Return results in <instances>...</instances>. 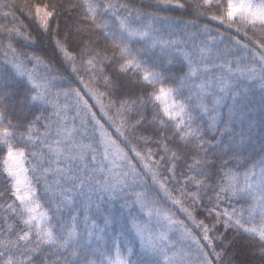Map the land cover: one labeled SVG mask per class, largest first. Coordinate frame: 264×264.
Returning a JSON list of instances; mask_svg holds the SVG:
<instances>
[{"label": "snow or ice", "instance_id": "6c2138e0", "mask_svg": "<svg viewBox=\"0 0 264 264\" xmlns=\"http://www.w3.org/2000/svg\"><path fill=\"white\" fill-rule=\"evenodd\" d=\"M135 3L0 2V264H224L242 234L264 264V0ZM189 8L215 35L164 14ZM189 27L208 40L177 38ZM41 36L52 58L38 54ZM132 81L149 87L135 97ZM241 157L242 179L230 167Z\"/></svg>", "mask_w": 264, "mask_h": 264}, {"label": "trees", "instance_id": "16d2710c", "mask_svg": "<svg viewBox=\"0 0 264 264\" xmlns=\"http://www.w3.org/2000/svg\"><path fill=\"white\" fill-rule=\"evenodd\" d=\"M0 2H2V0H0ZM134 7L136 6H139V0H136V3L133 4ZM148 10H151V9H148ZM166 15H171L173 16L174 18H179V19H182L184 21H195V23L202 27L203 25L205 24H208V26L213 29V35H215L216 31H217V23L216 22H213V21H209L207 18H201L199 20H196L195 19V14L192 13V9H175L173 10L172 12H169V13H164ZM10 19V18H9ZM3 18H0V23H3ZM25 23L29 24V26L31 27L32 31H33V34L34 35H37L38 32H37V26H35L31 21L27 20L25 18ZM220 31H223V28L220 27L219 28ZM193 35H196V43L199 44L201 41H207L208 40V37L206 35H203V34H197V30L196 29H193L191 27H189L187 29V31H181L178 33V36L177 38H179V36H184L185 39L188 40V44L189 46H191L192 44V36ZM53 45L49 42L48 38L47 37H43L41 36L40 37V41L39 43L36 45V48L40 49V51L38 52V54L44 56L45 58H52L53 56ZM101 47H103V44L101 45ZM225 45L224 44H220L219 45V48L222 50L224 49ZM109 52H111V49L109 48ZM215 53H216V49L213 48L212 50V59H213V62L216 63V64H219L221 63L220 60L216 59L215 58ZM241 55H243V53H241ZM4 59H5V56H4V50L2 48H0V68H4V67H9V65H6L4 64ZM8 59H11V53H9V56H8ZM226 59H230V60H234L233 57H226ZM165 63H167L165 61ZM27 67L29 69L32 68V65L29 64L27 65ZM186 70V69H185ZM40 72L42 73L43 72V69H40ZM173 72H175V74H180L179 73V68L178 66H173ZM211 75L213 73H210ZM214 74H219V69H216L214 70ZM16 80L18 82H20L21 84L25 83L26 80H27V77H19L17 76L16 77ZM128 91L129 93L133 94V96L135 97H138L141 95L142 93V89L144 88H147L149 86L147 85H142V84H136L134 81L132 82H129L128 85ZM259 93H260V90L258 89V87L256 88L255 90V102L258 103L259 102ZM87 98V97H86ZM91 102V100H90ZM97 111V109H96ZM158 111V109H152L151 106H149V110L147 112V116H148V119L151 120L152 119V116L154 114V112ZM226 112V109L223 110ZM202 118L201 119H198L197 120V123L199 124H202L203 126H207L208 122H209V116L211 115V112L207 115H204V114H199ZM15 123V119L13 121ZM221 128L224 127L223 124L220 125ZM242 127H246V123L242 124L241 122L237 121V123L235 124L234 126V131L235 132H239L241 130ZM42 130V129H41ZM254 143L258 149L259 147V143H260V133H259V129L257 128V131L254 135ZM174 147V145L172 146ZM191 146L189 145V148ZM153 149L155 151V146L153 145ZM249 153L246 151L245 152V155H248ZM3 156V152L0 151V158H2ZM259 155H256L255 156V159H259ZM30 167V165H28ZM251 166V162L248 164V165H244L243 164V157L240 158V162L237 163L235 166L233 165H230V167L233 168V171H238L239 172V175H240V178L242 179L243 177V173L245 171V169L247 167H250ZM185 171V162L183 159H181L179 162H178V167H177V175L179 176L181 172H184ZM215 179H219V177L215 178ZM150 183V182H149ZM6 187H10L9 186V183H8V178L6 177V175L4 174L3 172V166H2V163H0V191H3ZM44 186L43 184L40 185V197H41V202L44 204L45 208H52L54 210L55 206L50 204L49 202V198L46 197L44 195ZM154 195V194H153ZM213 193L211 191L208 192V196H212ZM8 199L9 201L13 200L14 198L13 197H10V195L8 196ZM205 201H207V196L205 197ZM0 203H3L2 200H0ZM120 205L119 204H116V208L119 209ZM173 211L175 212V215L176 217L178 218H181V219H185L183 216L179 215L178 213V210L177 208H174ZM51 214V213H50ZM2 216H3V210L0 209V223H2ZM62 218L59 216V215H56L53 220H52V225L53 226H57L58 227V223L59 221L61 220ZM142 222H143V218H142ZM101 225H102V221L100 222ZM107 238V237H106ZM228 238L231 240L233 239V232H229L228 233ZM249 237H247L246 235H241L240 237L236 238L235 240V246L233 247V249H230L229 250V255L227 257L224 258V264H228V261L231 260V264H241V262H247V264H258V260H253L252 258V252H251V248L249 247L248 245V241H249ZM109 247L112 246V241H109ZM253 244H257V241L256 240H253L252 241ZM131 245L130 244H127V242H123L122 241V250L123 251H126L127 250V247H130ZM136 249L139 250V241L137 240L136 241ZM233 253L235 254V258L233 259L232 256H233ZM114 254V252H113ZM133 260L136 259L135 256L132 257Z\"/></svg>", "mask_w": 264, "mask_h": 264}, {"label": "rangeland", "instance_id": "374dc122", "mask_svg": "<svg viewBox=\"0 0 264 264\" xmlns=\"http://www.w3.org/2000/svg\"><path fill=\"white\" fill-rule=\"evenodd\" d=\"M216 75H219V74H216ZM209 76H211V74H209ZM90 103H93L92 101L90 102ZM99 110L97 109V112H98ZM104 121L102 120V123H103ZM106 127H107V125H106ZM109 131L110 132H115V129L114 128H109ZM177 210H178V213H179V215H181V216H183L184 217V215H183V213H181L180 211H179V209L177 208ZM179 218V217H178ZM185 218V217H184ZM179 219H181V218H179Z\"/></svg>", "mask_w": 264, "mask_h": 264}]
</instances>
